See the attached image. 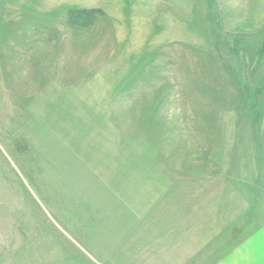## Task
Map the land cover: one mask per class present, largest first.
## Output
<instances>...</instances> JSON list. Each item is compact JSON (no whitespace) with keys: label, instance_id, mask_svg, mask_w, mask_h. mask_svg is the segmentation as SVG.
Instances as JSON below:
<instances>
[{"label":"rangeland","instance_id":"rangeland-1","mask_svg":"<svg viewBox=\"0 0 264 264\" xmlns=\"http://www.w3.org/2000/svg\"><path fill=\"white\" fill-rule=\"evenodd\" d=\"M261 181L264 0H0V264H156L204 204L221 254Z\"/></svg>","mask_w":264,"mask_h":264},{"label":"crops","instance_id":"crops-1","mask_svg":"<svg viewBox=\"0 0 264 264\" xmlns=\"http://www.w3.org/2000/svg\"><path fill=\"white\" fill-rule=\"evenodd\" d=\"M259 184L253 190L254 199L251 196V200H253L252 207L257 212H254L255 216L252 217L245 235H240L241 238L225 252L219 254L222 251L219 252V246H217L219 241L215 240L217 236L213 237V234H216L218 227L222 226L217 222L227 224L228 214H223L224 216L219 219L220 221L217 219L212 220L211 204H204L202 205V211L204 210L203 220H197L196 213L193 211L192 214L187 213L189 216L187 220L180 218L157 221V223H162L163 233H167L166 226L171 224L170 234L166 235L161 232L162 234L155 238V247L151 245L152 240H141L151 245V247H146L147 249L144 251L146 256H143L145 257L143 259H155L157 260L156 264H175V260H177L176 264H189L188 260L209 257L210 259L206 264H264V181ZM221 205L224 206L225 204ZM195 206L196 204H188L187 208H183L181 204L175 203L172 209L178 212L190 211V208ZM223 210L224 207L220 209V212ZM198 223H200L199 226ZM215 227L216 229H213ZM220 229L219 234L224 231L227 232L226 225L223 231H220ZM213 230L216 232L213 233ZM224 236L227 237V235ZM148 251L149 255L147 254ZM134 256V258H137L136 254ZM213 257H215V260L211 261ZM151 264H154V262Z\"/></svg>","mask_w":264,"mask_h":264}]
</instances>
